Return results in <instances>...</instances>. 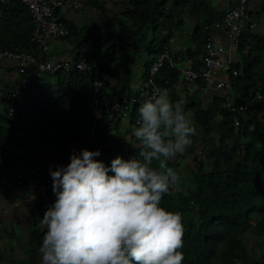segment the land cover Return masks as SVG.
<instances>
[{"label":"trees","instance_id":"16d2710c","mask_svg":"<svg viewBox=\"0 0 264 264\" xmlns=\"http://www.w3.org/2000/svg\"><path fill=\"white\" fill-rule=\"evenodd\" d=\"M212 3V0H128L122 2L121 17L112 20L116 32L94 38V28L81 31L67 28L68 35L61 40L75 52L74 62L86 58L89 73L58 71L36 84V66L28 69L31 83L22 94V112L13 117L0 115V188L20 164L37 165L38 158H44L47 151L60 154L69 140L79 141L81 148L100 149L96 159L106 164L117 155L125 159L138 156L142 145L132 130L137 126V109L145 100V89L143 95L133 93L130 84L133 57L142 51L156 58L164 49L168 50L173 29L180 28L183 19L190 17L196 21L190 36L194 50L181 57L190 59L198 68L204 41L224 15L223 11L214 10ZM31 31L32 20L26 8L18 0H0V52L31 51ZM237 55L233 66L236 76L229 78V84L234 100L239 102L240 98L246 100L255 92L264 91V38L244 31ZM104 75L108 80L100 94L112 103L124 99L135 102L131 103L124 132L111 136L108 133L111 124L103 123L97 141L90 143L96 98L93 83ZM178 83L177 73L167 64L154 77V84L160 91L169 92L173 104L178 102ZM13 88L14 84L0 80V107ZM222 104L221 97L213 100L210 110H203L197 102L185 108L192 115L194 128L206 137L212 127L220 134L217 145L210 151L197 152L199 145H190L188 154L194 164L188 165L187 176L181 174L178 183L162 196L161 205L181 214L182 264H264L263 256H248L244 248L246 235L264 244V101L236 115L238 126H234L235 115L222 108ZM120 126L122 122L118 120L113 128L118 131ZM127 135L130 141L126 148ZM167 163L175 170V160ZM42 236L43 232L38 230L29 234L24 264H37Z\"/></svg>","mask_w":264,"mask_h":264},{"label":"clouds","instance_id":"9594fccd","mask_svg":"<svg viewBox=\"0 0 264 264\" xmlns=\"http://www.w3.org/2000/svg\"><path fill=\"white\" fill-rule=\"evenodd\" d=\"M137 111L138 156L106 164L100 149L85 147L49 166L55 199L39 219V264H182L181 214L161 200L180 180L167 159L184 152L195 128L166 92Z\"/></svg>","mask_w":264,"mask_h":264},{"label":"built area","instance_id":"2783aa9c","mask_svg":"<svg viewBox=\"0 0 264 264\" xmlns=\"http://www.w3.org/2000/svg\"><path fill=\"white\" fill-rule=\"evenodd\" d=\"M29 13L32 20V31L30 35L31 51L0 52V61L10 62L15 72V83L11 94L6 101V116L13 117L18 112H22V94L30 87V78L27 71L31 66H36L35 83L41 84L46 77L53 76L58 71L89 73L86 58H81L77 62L62 60L51 54L50 47L55 41L61 40L68 35L67 27L58 19L57 12L64 7L65 0H18ZM127 2L128 0H124ZM252 0H232V6L224 13L220 23L214 25L213 31L222 27L225 31V45L216 43L213 35H208L203 44L202 54L199 59V67L195 68L188 58L172 54L167 49L160 52L151 64L144 82L146 83L145 100L156 96L160 91L154 84V77L164 64L169 69L175 71L181 83L189 86L197 82H202L207 89L223 91L222 108L234 114V126L239 125L236 115H241L248 107L255 106L264 101V91L255 92L246 100H234L231 91L229 78L236 76L233 66L239 49V38L244 31H251L254 21L248 14V5ZM264 7V0H253ZM76 7V3H73ZM207 30V27H205ZM108 78L104 75L100 80L93 83L94 110L92 125L89 133V142L97 141L100 126L103 123H122L128 118L131 110V103L135 100H122L120 103H112L106 96L100 94L102 86ZM170 98V97H169ZM264 121V118H263ZM79 141L69 140L65 143L62 152L56 159L49 161L45 166L34 165L26 171L15 169L11 176L3 182V186L9 190L21 187L27 179L33 184L29 190V200L38 204L40 215L54 200L49 191L51 190V178L48 173L49 166L55 167L57 164H67L69 154L72 150H79ZM3 224L0 219V229Z\"/></svg>","mask_w":264,"mask_h":264},{"label":"crops","instance_id":"0c3cea01","mask_svg":"<svg viewBox=\"0 0 264 264\" xmlns=\"http://www.w3.org/2000/svg\"><path fill=\"white\" fill-rule=\"evenodd\" d=\"M213 1V9L217 6V1ZM122 2L124 0H65L64 7L57 12L58 19L69 29L75 31H81L85 29L93 30V37L99 38L101 34L115 32L116 25L113 23V19L121 17L123 13ZM223 7L217 11H223L224 13L232 6V0H224ZM76 3V7L73 6ZM216 5V6H215ZM215 7V8H214ZM248 14L252 18H257L256 28L258 24L261 25L256 29L253 34L260 35L264 38V10L255 1H250L248 5ZM196 25L194 18H184L183 25L178 29H173L172 35L168 44V51L172 54L185 56L187 51L194 50V43L191 41V32ZM213 35L216 43L219 45H225V31L222 27L218 30H210L209 35ZM166 35V32L163 33ZM67 42L58 40L51 44L50 52L54 55H62L65 51H71L69 46H66ZM69 54V53H67ZM68 56V55H67ZM74 55L72 58L74 59ZM155 58V57H154ZM152 56L146 55L140 51L138 55L133 57L135 67L133 64L131 68L130 84L133 91L142 93L143 87L140 82L144 76H146L149 70L152 60ZM238 55L236 56V61ZM73 61V60H72ZM15 72L10 62L0 61V80L10 84L15 83ZM138 90V91H136ZM223 91L207 89L202 82H197L192 85H185L180 82L176 87V97L178 102L176 104L181 105L185 96L188 97L189 104L192 101L200 103L203 109V104L208 108L209 104H213L215 98H221ZM190 97H193L190 99ZM194 99V100H193ZM207 110V109H206ZM6 110L3 109L2 113L6 115ZM1 113V115H3ZM18 137L16 136L15 139ZM59 156L57 152H51L45 155L44 158L39 157L37 165L45 166L49 161L56 159ZM34 160V159H33ZM34 166V165H32ZM31 165L25 166L24 163L20 164L17 170L26 171ZM33 182L27 179L24 184L15 189L9 190L4 186L0 188V219L3 224L0 229V250L3 251L2 258L0 257V264H24L27 260V240L29 234L38 230L41 231L39 219L42 216L38 210V204L35 201L29 200V190ZM52 193V191H51ZM55 199L54 194H51ZM5 235L7 238L4 239ZM8 249L9 254H5L4 250ZM40 256V254H39ZM39 256L37 264H39Z\"/></svg>","mask_w":264,"mask_h":264},{"label":"rangeland","instance_id":"374dc122","mask_svg":"<svg viewBox=\"0 0 264 264\" xmlns=\"http://www.w3.org/2000/svg\"><path fill=\"white\" fill-rule=\"evenodd\" d=\"M215 2L217 1V6H216V8L219 10L221 7H223V5H224V2H222V1H224V0H214ZM213 4V3H212ZM214 6V5H213ZM215 8V7H214ZM214 9V10H216L217 11V9ZM252 19H253V21H254V27L251 29V31L252 32H255V28H256V21H257V18L256 17H252ZM261 24L259 23L258 24V27L260 26ZM257 27V28H258ZM256 28V29H257ZM116 31H117V28L115 29ZM115 31V32H116ZM143 32V31H142ZM141 32V33H142ZM150 34V33H149ZM66 46H69L70 47V45H68V43L67 44H65ZM70 49L72 50V47H70ZM66 53H64V54H58L57 55V57L58 58H60V59H62V60H67V61H69V64H71V62H72V60H73V58H72V55H74L75 54V52L74 51H65ZM67 53H69V54H67ZM68 55V56H67ZM134 66H133V69H134V67H135V64H133ZM144 80H145V76L143 77V79L141 80V82H140V85H141V87H143V88H145L146 87V83L144 82ZM136 91H138V90H136ZM133 93H135V91L133 92ZM141 95H143L142 93H141ZM193 97H190V99H192ZM194 100V99H193ZM192 102H194V101H192ZM187 103L189 104L190 102H189V100H188V97L187 96H185L184 97V99L182 100V104L181 105H179V104H177V105H179L180 107H181V109L185 112V113H187V114H190V116H191V119H192V115H191V113L190 112H187V111H185V108L187 107V106H189V105H187ZM195 103H196V101H195ZM198 103V102H197ZM200 106H202V105H200ZM203 110H210L211 108H212V104H209L208 105V108H206V106H204V104H203ZM6 108V104H4V105H2L1 107H0V115H1V113H2V111H3V109H5ZM3 115H5L4 114V112L2 113ZM26 122H27V120H25ZM113 125H114V123H112L111 124V126H110V128H109V130H108V133L111 135V136H113V135H116L117 134V132H124V127L127 125V122L125 121V122H123L122 123V126H120V128H119V130L117 131L115 128H113ZM219 134H220V131L218 130V129H216L215 127H212L211 128V131H210V134H209V137H206L205 135H204V133L203 132H200L197 128H195V132H194V134L192 135V137H191V140H192V142H191V144H189L186 148H185V150H184V152L183 153H180V154H177L176 156H172V157H169L167 160H169V161H174L175 160V163H177V166H176V168H175V170L179 173V175H181V174H183V175H186L187 176V174H188V165H190L191 167L193 166V160H192V157L188 154L189 153V147H190V145H192V146H194V147H196L197 145H199V146H197L196 147V149H197V152H199V151H201L202 149H204L205 150V152H207V151H210V150H212V148L214 147V146H216L217 145V140H218V136H219ZM197 136V137H196ZM193 138H198L197 140H193ZM125 141H126V143H125V147L127 146V143H128V141H130V136L129 135H127V137L125 138ZM140 144V143H139ZM258 144V143H257ZM141 145V144H140ZM140 145H138V146H140ZM127 148V147H126ZM49 153H51V152H49V151H47V153H46V155H48ZM207 154V153H206ZM202 155V154H201ZM198 156H199V153H198ZM185 178V177H184ZM191 183V185H192V190H194V187H193V185H194V181H192V182H190ZM4 236V239H6L7 237L5 236V235H3ZM244 248H245V251H246V253L248 254V256H252L253 254H258V255H261V256H263L264 257V244H263V242L261 241V240H258L257 242H255L254 240H253V237H251L250 235H246V237L244 236ZM0 253H1V255H0V257L2 258V256H4L3 255V251L2 250H0ZM4 253L5 254H9V251H8V249H7V247H6V249L4 250Z\"/></svg>","mask_w":264,"mask_h":264}]
</instances>
